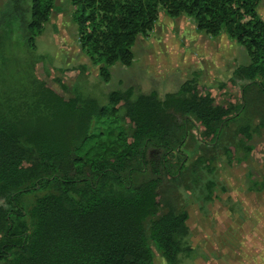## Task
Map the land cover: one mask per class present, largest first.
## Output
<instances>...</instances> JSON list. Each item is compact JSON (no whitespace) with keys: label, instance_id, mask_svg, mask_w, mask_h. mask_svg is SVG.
Listing matches in <instances>:
<instances>
[{"label":"trees","instance_id":"trees-1","mask_svg":"<svg viewBox=\"0 0 264 264\" xmlns=\"http://www.w3.org/2000/svg\"><path fill=\"white\" fill-rule=\"evenodd\" d=\"M261 0H70L81 50L104 81L116 63L129 66L133 46L161 11L187 15L210 36L225 32L248 61L233 70L239 101L216 103L196 78L160 96L112 89L106 102L54 82L36 66L56 0H5L0 9V264H152L151 244L166 264H179L189 214L180 200L220 154L253 150L264 131V20ZM85 74L84 64L59 68ZM247 112L246 118L235 116ZM255 119V125H251ZM105 128L94 131L96 123ZM198 125V154L186 164L180 147ZM208 181V180H207ZM206 181V182H207ZM36 182V183H35ZM33 183V184H30ZM43 191L26 209L22 202ZM207 187L210 185L207 183Z\"/></svg>","mask_w":264,"mask_h":264},{"label":"rangeland","instance_id":"rangeland-1","mask_svg":"<svg viewBox=\"0 0 264 264\" xmlns=\"http://www.w3.org/2000/svg\"><path fill=\"white\" fill-rule=\"evenodd\" d=\"M4 4L5 0H0V9ZM71 10L70 0H56L49 21L36 39L37 52L45 56L36 71L62 95L68 97L70 93L54 82L56 76L70 88L77 87L102 103L112 89L130 86L136 93L156 91L162 96L194 77L216 103H238L243 83L234 78L236 84L232 85L230 80L234 68L245 64L248 56L245 47L225 32L210 36L199 31L191 17H172L161 11L148 33L138 36L133 62L129 66L112 65L104 81L99 74L100 64L91 63L80 48ZM258 13L264 20V0L259 3ZM80 64L86 66L85 74L58 70ZM246 114L241 111L231 126ZM251 121L254 126L256 120ZM107 124L96 123L94 131ZM199 130L196 124L189 126L180 147L186 164L198 154ZM250 144L253 150L248 156L241 151L230 159L220 154L213 174L204 175L191 191L179 188L180 200L189 214L186 242L192 248L188 255H180L179 264H264V131L254 132ZM42 192L36 184V190L25 195L22 205L27 209ZM151 247L152 264H166Z\"/></svg>","mask_w":264,"mask_h":264}]
</instances>
